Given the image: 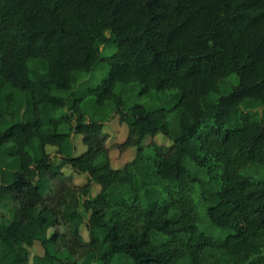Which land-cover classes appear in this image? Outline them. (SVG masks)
I'll return each mask as SVG.
<instances>
[{
  "label": "trees",
  "instance_id": "16d2710c",
  "mask_svg": "<svg viewBox=\"0 0 264 264\" xmlns=\"http://www.w3.org/2000/svg\"><path fill=\"white\" fill-rule=\"evenodd\" d=\"M137 84L154 103L131 99ZM112 114L127 125L118 147L136 148L118 169ZM157 134L171 143L142 145ZM7 195L0 264H30L34 241L32 264H264V0H0Z\"/></svg>",
  "mask_w": 264,
  "mask_h": 264
},
{
  "label": "rangeland",
  "instance_id": "374dc122",
  "mask_svg": "<svg viewBox=\"0 0 264 264\" xmlns=\"http://www.w3.org/2000/svg\"><path fill=\"white\" fill-rule=\"evenodd\" d=\"M115 50V46L113 43H110L106 47L103 48L102 54H111ZM100 65L97 66V68L86 75V77H89V79L92 80L90 82L91 84L101 80L103 76H105L107 72V66L103 67V62H99ZM228 82H230L228 85L230 86L231 82L232 84L236 82V74H232L230 77H228ZM138 85V86H137ZM136 85V89H134V92L128 93L130 95L131 99H134L136 101L144 102V103H154L155 101L150 99L148 100V95L145 94H139V84ZM229 86L221 85L220 89L222 92L227 91L229 89ZM119 88V85L117 86V89ZM119 90V89H118ZM138 94V95H137ZM148 100V102H147ZM103 132L106 133V140H105V146L108 150V154L110 157V162L113 168H122L127 162L131 161L133 157L135 156L136 148L134 146L126 147L125 149H120L118 147L119 144L123 143L126 140L127 137V125L125 122L121 121L119 116L116 114H112L109 119H107L102 128ZM151 142H156L157 144H164L168 146L171 142L170 140L163 134H157L156 136H146L144 137L142 141V145L146 146L149 145ZM74 144L76 147V153L79 154L86 150V145L82 141V136L79 134H76L74 136ZM46 150L50 154H54L56 151V147L54 146H47ZM63 172L69 176L70 180L73 183H76L78 185H83L86 182V174L85 173H78L74 171L71 167L65 166L63 168ZM100 184L97 182H93L92 188H91V194L90 197H94L95 194L100 190ZM15 208V202L12 197L9 195L0 198V215H1V221L3 223H8L10 221V218L13 214V210ZM205 213V209H200V215L203 216ZM57 230L63 234L65 231H67L66 225H60L58 224L56 226ZM53 231V228H49L48 234ZM221 231V232H220ZM210 232V231H209ZM80 233L82 234L83 238L87 239V230L85 227V224H82L80 226ZM212 235H224L226 233L225 230H219L216 228V230H212L210 232ZM60 240V239H59ZM61 243V240L59 241V244ZM61 245V244H60ZM29 251V263L32 264L33 257L34 256H42L44 254V248L41 245L39 241H34L33 245L28 247ZM78 264H101L100 262H93L91 260V257L88 256L84 259L83 263Z\"/></svg>",
  "mask_w": 264,
  "mask_h": 264
}]
</instances>
